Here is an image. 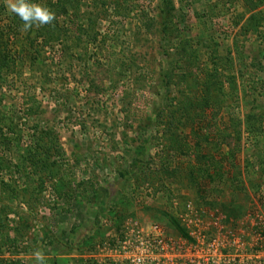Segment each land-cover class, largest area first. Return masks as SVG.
Wrapping results in <instances>:
<instances>
[{
	"label": "rangeland",
	"instance_id": "374dc122",
	"mask_svg": "<svg viewBox=\"0 0 264 264\" xmlns=\"http://www.w3.org/2000/svg\"><path fill=\"white\" fill-rule=\"evenodd\" d=\"M32 2L0 0V264H264V2Z\"/></svg>",
	"mask_w": 264,
	"mask_h": 264
},
{
	"label": "clouds",
	"instance_id": "9594fccd",
	"mask_svg": "<svg viewBox=\"0 0 264 264\" xmlns=\"http://www.w3.org/2000/svg\"><path fill=\"white\" fill-rule=\"evenodd\" d=\"M6 7L10 13L17 15L23 21L24 32L29 31L33 26L52 25L56 19L52 10L32 0H6ZM33 255L40 264H43L45 257L41 250H36Z\"/></svg>",
	"mask_w": 264,
	"mask_h": 264
},
{
	"label": "trees",
	"instance_id": "16d2710c",
	"mask_svg": "<svg viewBox=\"0 0 264 264\" xmlns=\"http://www.w3.org/2000/svg\"><path fill=\"white\" fill-rule=\"evenodd\" d=\"M262 2H264V0H262ZM60 3H62V1H60ZM63 6L64 5H62L61 6V8H63ZM1 28V27H0ZM3 58L5 59V55H3ZM206 92L208 93V91L206 90ZM207 93H205V94H203V96L202 97H197V99H196V102H199V101H201V103H202V105L201 106H207V105H209L211 102H212V97H210V95L209 94H207ZM200 103V104H201ZM209 103V104H208ZM197 104V103H196ZM44 132H46L47 133V135H49L50 134V132H51V130L49 129L48 131H44ZM44 135H46L45 133H44ZM43 137V135H41V138ZM51 139H52V137H50ZM40 140V139H39ZM37 141V140H36ZM52 144H53V139H52ZM54 147H55V145H54ZM37 156H40V157H37ZM33 157H35V160H33ZM50 156H49V149L47 150V147H46V145L45 144H41V143H39V142H37L36 144H35V147H34V149H33V151L32 152H29L28 153V156L25 158L26 159V162H30V161H32V162H34L33 163V165H32V167L34 168V167H36V163L37 162H41V166H42V170H40V171H46L47 169H45V166H46V162L48 161V158H49ZM30 160V161H29ZM54 162H52V164H53ZM48 165H50V164H48ZM34 171H37V170H34ZM36 174V173H35ZM37 175V174H36ZM46 176L47 177H45V178H43V182H45L46 181V178H47V180L49 179H51L52 177H53V174H52V172L50 171V170H47V174H46ZM42 182V183H43ZM9 185V184H8ZM9 188H10V185H9ZM11 189V192L13 191L12 190V188H10ZM12 194V193H11ZM7 211L8 212H14L13 211V209H7ZM1 212H5L6 213V211H4V209H0V230L3 228V224L1 223L2 221H1V218H2V216H1Z\"/></svg>",
	"mask_w": 264,
	"mask_h": 264
}]
</instances>
